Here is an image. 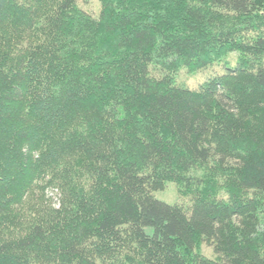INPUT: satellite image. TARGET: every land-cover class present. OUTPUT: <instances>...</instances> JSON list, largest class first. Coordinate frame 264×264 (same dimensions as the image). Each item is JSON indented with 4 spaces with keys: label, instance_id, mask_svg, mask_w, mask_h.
<instances>
[{
    "label": "trees",
    "instance_id": "obj_1",
    "mask_svg": "<svg viewBox=\"0 0 264 264\" xmlns=\"http://www.w3.org/2000/svg\"><path fill=\"white\" fill-rule=\"evenodd\" d=\"M97 1L0 0V264H264V0Z\"/></svg>",
    "mask_w": 264,
    "mask_h": 264
},
{
    "label": "rangeland",
    "instance_id": "obj_2",
    "mask_svg": "<svg viewBox=\"0 0 264 264\" xmlns=\"http://www.w3.org/2000/svg\"><path fill=\"white\" fill-rule=\"evenodd\" d=\"M80 6L84 11L90 15L96 17L99 12V3L97 0H78ZM237 67V54L229 53L223 57L219 62L214 63L210 67L189 73L186 70H181L176 78L177 83L186 85L189 89H198L205 81L210 78L222 75L226 72V68L234 69ZM201 176L206 174L200 173ZM37 196L43 198L44 202L49 203L53 208L57 207V195L52 188H44L42 191L37 192ZM155 199L164 202L169 205L178 204L182 207H188L190 205V197L182 196L179 193V188L173 183H167L163 190L153 193ZM200 251L208 259L216 257L212 247H209L206 243L201 245Z\"/></svg>",
    "mask_w": 264,
    "mask_h": 264
}]
</instances>
